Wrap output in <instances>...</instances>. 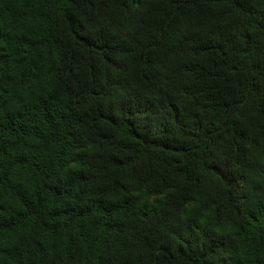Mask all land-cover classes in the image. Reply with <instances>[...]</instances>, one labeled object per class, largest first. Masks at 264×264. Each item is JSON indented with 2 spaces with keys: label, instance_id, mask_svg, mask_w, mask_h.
I'll use <instances>...</instances> for the list:
<instances>
[{
  "label": "trees",
  "instance_id": "trees-1",
  "mask_svg": "<svg viewBox=\"0 0 264 264\" xmlns=\"http://www.w3.org/2000/svg\"><path fill=\"white\" fill-rule=\"evenodd\" d=\"M0 264H264V0H0Z\"/></svg>",
  "mask_w": 264,
  "mask_h": 264
}]
</instances>
